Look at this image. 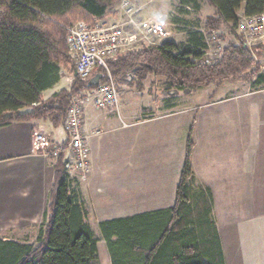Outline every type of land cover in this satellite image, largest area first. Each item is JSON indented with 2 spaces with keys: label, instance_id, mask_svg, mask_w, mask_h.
<instances>
[{
  "label": "trees",
  "instance_id": "obj_1",
  "mask_svg": "<svg viewBox=\"0 0 264 264\" xmlns=\"http://www.w3.org/2000/svg\"><path fill=\"white\" fill-rule=\"evenodd\" d=\"M121 1L0 0V127L39 121L49 122L52 131H65L74 97L90 88L88 80L75 76L66 28L78 21L94 25L97 19L116 15ZM208 1L217 10L206 18L205 29L221 39L222 26L235 32L241 10L247 16L264 12V0ZM207 49L205 35L190 32L184 43L167 39L108 63L116 83L155 75L166 77L168 91L212 84L220 88L237 80L264 88L260 63L242 42L225 46L212 65L201 63ZM68 68L73 83L43 102V94L59 84ZM193 149L189 140L173 207L99 223L112 264H226L211 191L194 185ZM65 154L56 159L45 232L37 244L0 240V264H101L100 239L87 221L81 193L71 190Z\"/></svg>",
  "mask_w": 264,
  "mask_h": 264
},
{
  "label": "crops",
  "instance_id": "obj_2",
  "mask_svg": "<svg viewBox=\"0 0 264 264\" xmlns=\"http://www.w3.org/2000/svg\"><path fill=\"white\" fill-rule=\"evenodd\" d=\"M103 18L113 20L111 17ZM165 94L170 99L163 104L158 103L156 108L147 104L137 107L130 102L129 109L124 112L114 113L113 109L97 110L93 107L86 109V129H107L109 132L103 131V135L90 140L92 172L89 178L82 179V182L74 176L70 180L72 189L81 193L87 219L91 208L93 215L104 209L99 208L98 199L102 198L114 205H110L113 216L104 220L137 216L174 206L178 181H168L164 171L173 163L170 155L175 159L179 153V91L165 89ZM258 119L260 126L258 122L251 129L254 131L251 135L245 133L246 147L242 143L238 157L232 154L231 147L227 148L226 132H220L219 142L212 139L207 144L201 138L192 142L194 185L211 191L212 216L226 264H264V116L259 115ZM39 130L46 131L56 144L64 145L68 141L65 131H52L39 121L0 127V240L37 244L40 233L45 232L56 160L34 152L33 135ZM251 138L255 139V149L249 152L252 147L249 149L247 145ZM65 156L69 158L70 153L66 152ZM157 156L159 160L155 161ZM76 185L81 186L76 189ZM84 185L87 193L83 191ZM232 187L237 188L233 190ZM88 193L90 201L94 202L91 208L87 203ZM220 196L231 203L239 201L238 213L227 211L222 222L220 215L214 212V203ZM133 197L137 205L130 202Z\"/></svg>",
  "mask_w": 264,
  "mask_h": 264
},
{
  "label": "rangeland",
  "instance_id": "obj_3",
  "mask_svg": "<svg viewBox=\"0 0 264 264\" xmlns=\"http://www.w3.org/2000/svg\"><path fill=\"white\" fill-rule=\"evenodd\" d=\"M131 2L136 7L141 8L142 17L154 18L164 23L170 35L168 40H172L175 43L179 44L186 42L190 32H200L205 35V39L209 45V52L216 51L219 48L223 49L231 43L239 44L244 41L238 34L236 28L234 29L235 32H233L228 27L222 26L221 29L224 33L223 39L220 38L217 32L206 31V18L210 15L215 16L217 10L208 0H187V3L182 0H131ZM118 8L119 6L117 10ZM242 13L243 11L241 10L238 15ZM117 15L118 13L109 17L114 19ZM256 47L259 51L254 50L258 58V61H255L260 63V73L264 74V45H258ZM70 59L73 62V67H75L76 62L72 59L71 55ZM98 70L99 69L95 71V75L98 74ZM94 76H91L88 81ZM137 77L138 76L132 78L133 81L127 84L120 80L117 81V85L121 91L120 111H127L130 107V102L136 104L137 107L147 104L156 108L158 103L163 104L166 99H170L165 94V89H167L168 85L166 77L149 75L144 81L138 80ZM73 78V70L69 68L64 69L61 73V81L54 89L49 90L48 93L43 96V102L54 94L53 91L60 92L63 89L69 88L73 83ZM263 89L264 88L254 87L251 83L237 80L224 83L219 89L216 84H212L209 87H204L199 90L179 91V153L176 155L175 159L173 155H170V161L174 164L171 163L164 171L165 176H168L165 177L168 181H178L176 189L179 185L184 168L186 149L189 140L193 142L194 139L198 140L201 138L205 143L212 139L213 141L219 142V135L226 132L225 135L229 143V145L226 144L228 150L231 147V150H233L232 154H235L237 157L240 156V148L243 147V144L246 147L245 133L247 132L251 135V132H254L251 130L254 129V125H257L259 122L260 126L258 116H264ZM95 111L97 113L99 112L97 110H92L91 112L95 113ZM116 112L117 110L114 111V113ZM224 117L226 118L224 119ZM229 117L230 121H227ZM46 124L50 126L49 122H44V125ZM103 131L107 132V129H103ZM108 133L109 132H107V134ZM107 134L106 137L108 136ZM254 141V138L249 140V145H247V147H249V149L252 147L249 152L255 149V147H253ZM207 144H209V142ZM155 155H158V153ZM158 160L157 156L155 161ZM177 161L178 163H175ZM173 175H178L179 178H174ZM79 180L83 182L81 177H79ZM79 186L81 185H76V189ZM232 188L235 190L237 187ZM71 190L73 189L71 188ZM85 190L86 185L83 186V191L87 193V190ZM87 195V203L89 208H91L90 205H93L94 202L90 201L91 197L89 193ZM102 199H98V201H100L99 208L104 209L99 210L97 215H93L94 212L91 208L88 222L93 227L96 236L100 239L99 255L101 264H112L107 244L101 235L99 222L113 216L111 213H114L112 209L114 205L110 204V202H104ZM174 201L171 203H174ZM130 202L137 205L135 197H133ZM214 205V212L220 215V220L222 222L223 216L227 211L233 210L238 213L239 201L236 200L231 203L224 200V196H220V199H218ZM107 213H110V215Z\"/></svg>",
  "mask_w": 264,
  "mask_h": 264
},
{
  "label": "built area",
  "instance_id": "obj_4",
  "mask_svg": "<svg viewBox=\"0 0 264 264\" xmlns=\"http://www.w3.org/2000/svg\"><path fill=\"white\" fill-rule=\"evenodd\" d=\"M141 11L131 0H122L117 10L118 15L112 21L100 18L94 25L78 21L66 28V40L70 55L76 62L75 71L78 77L88 80L95 75L97 69L102 74L97 86L74 97L64 127L68 136L64 145L56 144L44 131H35L33 135V150L39 156L56 160L63 153H70L64 166L68 180L74 176L86 180L90 176L92 161L89 143L92 138L103 134L101 130L86 129V109L93 107L97 110H120L121 91L108 61L144 47H158L170 36L164 23L154 18L142 17ZM236 30L244 40L242 43L258 61L254 50L259 51L256 46L264 45V12L251 16L242 13L239 15ZM208 49L201 60L204 65L217 62L222 51L219 48L209 52ZM39 104L35 103L34 106ZM123 126L126 127V124Z\"/></svg>",
  "mask_w": 264,
  "mask_h": 264
},
{
  "label": "water",
  "instance_id": "obj_5",
  "mask_svg": "<svg viewBox=\"0 0 264 264\" xmlns=\"http://www.w3.org/2000/svg\"><path fill=\"white\" fill-rule=\"evenodd\" d=\"M75 76H78V73L75 71ZM102 78V74L98 73L96 74L94 77H92V79L89 80L88 82V86L89 87H94L97 86Z\"/></svg>",
  "mask_w": 264,
  "mask_h": 264
}]
</instances>
